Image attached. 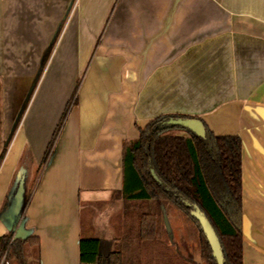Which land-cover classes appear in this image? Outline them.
<instances>
[{"label":"crops","instance_id":"obj_1","mask_svg":"<svg viewBox=\"0 0 264 264\" xmlns=\"http://www.w3.org/2000/svg\"><path fill=\"white\" fill-rule=\"evenodd\" d=\"M160 114L240 136L242 262L264 264V0H0V237L23 170L39 264L116 237L123 142Z\"/></svg>","mask_w":264,"mask_h":264},{"label":"trees","instance_id":"obj_2","mask_svg":"<svg viewBox=\"0 0 264 264\" xmlns=\"http://www.w3.org/2000/svg\"><path fill=\"white\" fill-rule=\"evenodd\" d=\"M75 100L74 91L73 103ZM68 108L67 105L60 124ZM177 117L198 118L160 114L144 127H138L137 138L123 142L122 187L115 192L122 202L121 230L108 241L82 234L80 264H137L135 255H147L154 247L171 249L173 264H216L197 221L190 215V205L194 204L215 229L224 264H243L241 138L214 135L205 124L204 137L186 129V135L167 134L173 128L184 129L167 122ZM4 152L0 154V162ZM171 212L181 218L177 236L170 225ZM164 215L171 227L169 233ZM11 238V234L0 237V253L7 249L9 260L26 264L29 245L35 247L39 264L37 238L31 233Z\"/></svg>","mask_w":264,"mask_h":264},{"label":"water","instance_id":"obj_3","mask_svg":"<svg viewBox=\"0 0 264 264\" xmlns=\"http://www.w3.org/2000/svg\"><path fill=\"white\" fill-rule=\"evenodd\" d=\"M167 122L171 125L180 126L188 131H191L197 136H200V137L205 136V127H204L205 123L200 118L177 117V118H169ZM151 173L153 177L156 179L157 176L153 173V170H151ZM15 183H16V186H15V190L12 195L13 197L12 204H11L12 210H11V215H10V218H11L10 220H12V224L10 227H8V229L10 231L13 230V231L18 232L17 236L27 237L31 233V230L25 227L26 218L25 217L20 218V215H21V212L24 206V201H25V170L19 173V175L17 176L15 180ZM190 207H191L190 215L193 219L197 221L200 227V230L202 231L209 245V248L211 250V254H212L213 259L215 260V263L224 264L223 251L221 248L219 238L215 232V229L211 225L206 215L200 210V208L197 205L195 204L190 205ZM163 222H164L166 231L169 233L171 231V227L165 215L163 216ZM15 225H17L16 228L13 227ZM20 232L22 233V235H19Z\"/></svg>","mask_w":264,"mask_h":264},{"label":"rangeland","instance_id":"obj_4","mask_svg":"<svg viewBox=\"0 0 264 264\" xmlns=\"http://www.w3.org/2000/svg\"><path fill=\"white\" fill-rule=\"evenodd\" d=\"M167 134H172V135H186L187 132L185 129H180V128H173L167 131ZM97 214V210L95 211L94 215ZM170 216L172 217L170 221V225L172 227V230L174 232V235L177 236L178 229H181L182 224H181V218L176 214L171 212ZM123 219V215L121 214L120 217H115L114 218V225L116 226L117 223H121ZM94 220V219H93ZM92 220V222H93ZM118 231V230H117ZM119 232H120V224H119ZM95 233V232H94ZM94 233H87L88 236H98L97 234ZM195 247V245L193 246ZM195 253H197V249L195 247L194 249ZM197 256V255H196ZM135 261L137 260V264H173V252L169 248H164L163 250L157 249V247H154L153 249H149L147 255H141L140 257L135 255ZM133 258V259H134ZM9 259V257H8ZM26 264H37L38 258H37V253L35 247H31V250H29L26 255ZM11 261V260H10ZM12 262V261H11ZM19 264V262H17Z\"/></svg>","mask_w":264,"mask_h":264},{"label":"built area","instance_id":"obj_5","mask_svg":"<svg viewBox=\"0 0 264 264\" xmlns=\"http://www.w3.org/2000/svg\"><path fill=\"white\" fill-rule=\"evenodd\" d=\"M12 240V239H11ZM7 249L0 253V264H10V260L8 259Z\"/></svg>","mask_w":264,"mask_h":264}]
</instances>
